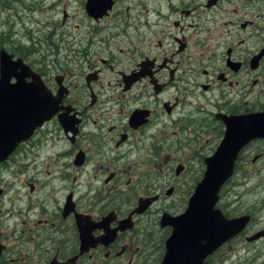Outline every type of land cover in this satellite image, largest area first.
<instances>
[{
  "label": "flooded vegetation",
  "instance_id": "flooded-vegetation-1",
  "mask_svg": "<svg viewBox=\"0 0 264 264\" xmlns=\"http://www.w3.org/2000/svg\"><path fill=\"white\" fill-rule=\"evenodd\" d=\"M45 1L5 0L2 11L27 21L40 6L56 13L61 0ZM87 1L76 0L74 34L62 6L54 26L64 32L55 40L49 29L42 72L11 54L59 102L0 162V264H159L171 230L160 218L184 210L223 119L264 110V0H102L110 8L97 18ZM163 134L177 137L176 151L205 135L212 153L197 171L187 161L164 172ZM263 147L250 141L235 164H259ZM132 153L145 158L130 166ZM228 182L216 207L246 223L200 264H264V193L233 208L242 204L237 193L223 202ZM139 200L149 201L136 214Z\"/></svg>",
  "mask_w": 264,
  "mask_h": 264
},
{
  "label": "water",
  "instance_id": "water-1",
  "mask_svg": "<svg viewBox=\"0 0 264 264\" xmlns=\"http://www.w3.org/2000/svg\"><path fill=\"white\" fill-rule=\"evenodd\" d=\"M110 4L88 0L84 9L88 16L97 18L107 13ZM61 91L57 93L60 95ZM58 102L20 58L13 59L0 48V162L54 115ZM223 122L224 134L213 153L203 159L201 178L184 210L178 216L163 214L160 218V225L171 230L159 264H200L246 223L245 217L226 220L216 203L221 187L233 174L239 151L254 139L264 140V110L227 117ZM148 201L139 200L134 213H141Z\"/></svg>",
  "mask_w": 264,
  "mask_h": 264
},
{
  "label": "rangeland",
  "instance_id": "rangeland-1",
  "mask_svg": "<svg viewBox=\"0 0 264 264\" xmlns=\"http://www.w3.org/2000/svg\"><path fill=\"white\" fill-rule=\"evenodd\" d=\"M6 1L10 2V0ZM29 1L33 3V1L35 2L36 0ZM51 2H53V0H46L45 6ZM10 3H6L5 0H0V47L13 56L23 58L24 62L31 68L37 69V72H42L41 70L45 69L43 66V59L46 55L45 39L48 38L47 33L49 29H52L51 33L55 32V40H57L60 34L64 32L62 28L59 29L57 25L54 26V24L61 19L59 11L62 10V6L64 5V11L68 16V19L65 22V31L74 34L76 33L75 26L81 18L80 8L77 6L76 0H61L58 4L52 3V7H56V13H48L47 7L42 8L40 6V10H38L37 13H34L33 18L30 21H27V13L24 11L17 9L19 12L18 16L21 20H17V16L13 13H7L6 10L2 11V7L7 6ZM119 7L121 11L122 5ZM6 16L12 22L5 21ZM49 21L51 23H48ZM53 27H56V29H53ZM173 130V128L168 126L167 128H164L163 133H168ZM205 137L207 136H199V144L194 145L193 148H186V145H184V150L176 151L174 149L175 145H171V142H174L177 137L170 134H163L162 152L158 153L156 156L157 160L166 162V165H163V171L167 172L171 166L175 165V163H186L187 161H190V164L188 163L186 166L193 167L195 171H197L199 169V156H206L211 152H208V148L202 149L206 145L204 143ZM179 138L180 140H186L187 137L179 136ZM216 139L217 138L214 135L211 136L213 143ZM254 145L255 144L252 146ZM262 152L263 155L259 164L252 165L247 157L244 158V161L239 162L237 165L235 164L234 174L221 191L223 202L231 203L232 197L237 193V195L240 196L239 202L242 205L240 207L232 205L231 207L245 208L246 204L257 206L261 199L259 196H256V193H264V184H258L259 178H264V147ZM143 158H145L143 153H132L131 155H128L126 160L130 166H133L131 163L137 159L142 161Z\"/></svg>",
  "mask_w": 264,
  "mask_h": 264
}]
</instances>
